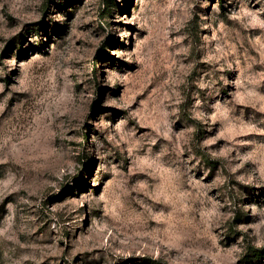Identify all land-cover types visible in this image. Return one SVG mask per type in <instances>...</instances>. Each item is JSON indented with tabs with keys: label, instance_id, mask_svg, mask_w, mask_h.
Returning a JSON list of instances; mask_svg holds the SVG:
<instances>
[{
	"label": "rangeland",
	"instance_id": "374dc122",
	"mask_svg": "<svg viewBox=\"0 0 264 264\" xmlns=\"http://www.w3.org/2000/svg\"><path fill=\"white\" fill-rule=\"evenodd\" d=\"M0 264H264V0H0Z\"/></svg>",
	"mask_w": 264,
	"mask_h": 264
},
{
	"label": "trees",
	"instance_id": "16d2710c",
	"mask_svg": "<svg viewBox=\"0 0 264 264\" xmlns=\"http://www.w3.org/2000/svg\"><path fill=\"white\" fill-rule=\"evenodd\" d=\"M148 262H149V263H154V261H152V260H149Z\"/></svg>",
	"mask_w": 264,
	"mask_h": 264
}]
</instances>
